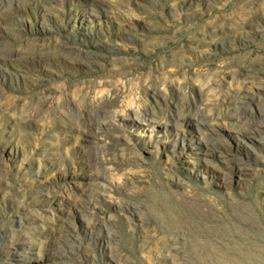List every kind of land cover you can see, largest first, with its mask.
<instances>
[{"label": "rangeland", "instance_id": "obj_1", "mask_svg": "<svg viewBox=\"0 0 264 264\" xmlns=\"http://www.w3.org/2000/svg\"><path fill=\"white\" fill-rule=\"evenodd\" d=\"M0 264H264V0H0Z\"/></svg>", "mask_w": 264, "mask_h": 264}]
</instances>
